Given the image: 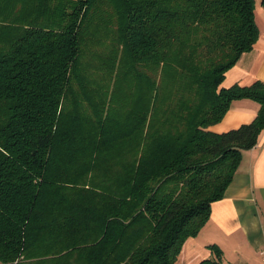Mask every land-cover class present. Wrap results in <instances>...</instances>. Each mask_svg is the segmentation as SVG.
Returning <instances> with one entry per match:
<instances>
[{"label": "trees", "instance_id": "obj_1", "mask_svg": "<svg viewBox=\"0 0 264 264\" xmlns=\"http://www.w3.org/2000/svg\"><path fill=\"white\" fill-rule=\"evenodd\" d=\"M259 34L255 0H0V261L176 264L264 129V81L221 86Z\"/></svg>", "mask_w": 264, "mask_h": 264}, {"label": "crops", "instance_id": "obj_2", "mask_svg": "<svg viewBox=\"0 0 264 264\" xmlns=\"http://www.w3.org/2000/svg\"><path fill=\"white\" fill-rule=\"evenodd\" d=\"M255 17L259 39L253 50L243 53L227 70L222 87L264 81L263 0H255ZM259 109L256 100L236 99L224 118L211 128L216 132L237 128L251 122ZM217 248L223 264H264V129L256 146L243 152L224 197L212 205L211 215L198 235L185 241L176 264H199L217 258Z\"/></svg>", "mask_w": 264, "mask_h": 264}, {"label": "built area", "instance_id": "obj_3", "mask_svg": "<svg viewBox=\"0 0 264 264\" xmlns=\"http://www.w3.org/2000/svg\"><path fill=\"white\" fill-rule=\"evenodd\" d=\"M262 257H263V260H264V251L262 252Z\"/></svg>", "mask_w": 264, "mask_h": 264}, {"label": "rangeland", "instance_id": "obj_4", "mask_svg": "<svg viewBox=\"0 0 264 264\" xmlns=\"http://www.w3.org/2000/svg\"><path fill=\"white\" fill-rule=\"evenodd\" d=\"M0 264H4V263H2V262L0 261Z\"/></svg>", "mask_w": 264, "mask_h": 264}]
</instances>
